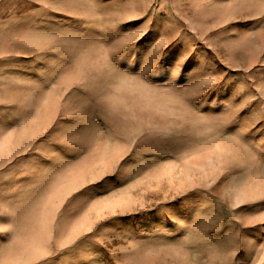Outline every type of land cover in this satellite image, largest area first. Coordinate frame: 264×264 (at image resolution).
Wrapping results in <instances>:
<instances>
[{
    "label": "rangeland",
    "instance_id": "rangeland-1",
    "mask_svg": "<svg viewBox=\"0 0 264 264\" xmlns=\"http://www.w3.org/2000/svg\"><path fill=\"white\" fill-rule=\"evenodd\" d=\"M0 264H264V0H0Z\"/></svg>",
    "mask_w": 264,
    "mask_h": 264
}]
</instances>
